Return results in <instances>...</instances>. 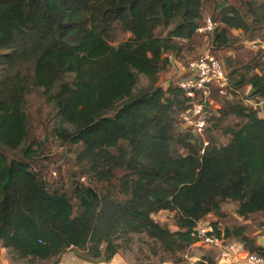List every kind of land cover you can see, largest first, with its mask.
Wrapping results in <instances>:
<instances>
[{
  "label": "trees",
  "instance_id": "16d2710c",
  "mask_svg": "<svg viewBox=\"0 0 264 264\" xmlns=\"http://www.w3.org/2000/svg\"><path fill=\"white\" fill-rule=\"evenodd\" d=\"M241 1L249 18L218 4L217 25L208 31L213 48H231L232 29L264 27V0ZM205 2L0 0V254L7 246L45 260L74 247L84 260L109 262L134 233L183 249L196 240L199 220L222 216L226 200L237 202L245 219L264 212V117L252 104L227 98L233 84H247L251 99L264 98V61L246 73L228 71L235 82L227 94L213 89L212 99L222 101L220 120H239L224 126L226 144L211 139L204 152L191 131L179 129L192 99L175 79L158 84L169 55L188 62L175 57L178 40L196 35ZM160 27L170 28L162 35ZM119 28L131 36L113 44ZM141 75L148 85L136 91ZM34 94L55 111L51 134L81 146L75 160L89 181H74L70 192L51 188L32 162ZM165 210L175 212L178 230L157 221ZM213 225L250 251L261 248L245 225ZM211 263L209 257L198 264Z\"/></svg>",
  "mask_w": 264,
  "mask_h": 264
},
{
  "label": "rangeland",
  "instance_id": "374dc122",
  "mask_svg": "<svg viewBox=\"0 0 264 264\" xmlns=\"http://www.w3.org/2000/svg\"><path fill=\"white\" fill-rule=\"evenodd\" d=\"M222 2L236 6L241 13L249 18V11L241 0H206L204 18L211 16L218 20V7ZM203 21L204 19L201 20V24ZM169 28L160 27L157 33L165 35ZM231 32L236 36L232 47L221 50L213 48L211 44L212 34L208 31H197L196 35L190 40L179 39L181 48L178 54H175V57L187 62L189 59L204 53H210L225 62L229 72L235 67L240 73L251 71L252 66L257 61H264V27L258 28L254 33H245L241 29H232ZM130 36L129 32L119 28L115 32V38L112 43L118 44V42ZM172 67L173 65L169 64L160 73L158 84L166 86L169 82L176 79L177 75L179 76L180 73L175 71L174 68L172 69ZM229 77L235 82L234 76L230 74ZM147 85V77L141 75L136 91ZM231 89V93L227 95L228 99L244 100L257 107L259 115H264V98L260 100L251 99L248 94L249 86L247 84L240 86L233 84ZM250 100H253L252 103ZM259 101H263V104H259ZM221 104L222 101H214L211 105L209 120L204 133L206 140L213 139L219 145L226 144L230 138L229 134L225 132L224 126L234 125L239 120L233 115L220 120L218 109ZM54 112L53 107L45 103L41 97L35 94L30 96L31 133L29 142H33V148L37 151L32 162L34 167L45 176L51 188L70 192L71 184L74 181L88 182L89 179L87 175L83 174L75 160L76 153L81 146L63 142L54 134H51V129L57 125L56 119L52 117ZM8 153L14 156L19 151H8ZM73 200L76 201V199ZM236 209L237 202L226 200L221 204L222 216L210 213L204 219L212 224L216 222L217 227L222 231H224L225 227L245 225L247 233L256 239L258 245L264 243V212H256L248 219H245L237 214ZM155 217L158 222L168 226L172 231L178 230L175 212L165 210L155 215ZM204 252L206 251L202 249L194 250L189 245L177 251L165 249L158 240L149 237L145 233H134L131 235L130 242L124 244L119 253L109 262L84 260L79 256V250L74 247L67 249L59 256L40 260L22 257L13 248L3 246L0 254V264H189L191 261L190 257L193 255L203 256L201 254Z\"/></svg>",
  "mask_w": 264,
  "mask_h": 264
},
{
  "label": "built area",
  "instance_id": "2783aa9c",
  "mask_svg": "<svg viewBox=\"0 0 264 264\" xmlns=\"http://www.w3.org/2000/svg\"><path fill=\"white\" fill-rule=\"evenodd\" d=\"M217 22L213 17L204 18L198 28L199 32L213 30ZM174 70L179 76L174 80L175 84L185 91V94L192 99V107L179 115V129L191 131L193 136L202 144L201 152L209 143L204 133L207 126L208 111L207 103L213 104V89H217L222 95L227 94L231 84V78L223 62L210 53H204L189 59L186 65L180 64L176 58H171ZM196 240L189 246L192 249H202L206 252L190 257L189 264H198L200 261L211 264H264V243L257 251H250L241 241L229 240L224 233L218 234L212 223L201 219L195 227Z\"/></svg>",
  "mask_w": 264,
  "mask_h": 264
},
{
  "label": "crops",
  "instance_id": "0c3cea01",
  "mask_svg": "<svg viewBox=\"0 0 264 264\" xmlns=\"http://www.w3.org/2000/svg\"><path fill=\"white\" fill-rule=\"evenodd\" d=\"M170 56H171V55H169V59L172 58V57L170 58ZM170 61H171V60H170ZM171 64H172V61H171ZM172 65H173V64H172ZM173 68H174V66L172 67V69H173ZM252 101H253V100H250L251 103H252ZM259 104H263V101H259ZM260 116L264 117V115H260Z\"/></svg>",
  "mask_w": 264,
  "mask_h": 264
},
{
  "label": "bare ground",
  "instance_id": "6f19581e",
  "mask_svg": "<svg viewBox=\"0 0 264 264\" xmlns=\"http://www.w3.org/2000/svg\"><path fill=\"white\" fill-rule=\"evenodd\" d=\"M112 264V263H111Z\"/></svg>",
  "mask_w": 264,
  "mask_h": 264
}]
</instances>
